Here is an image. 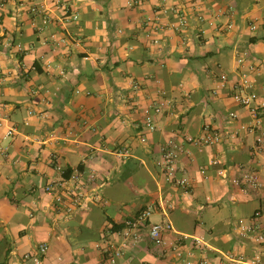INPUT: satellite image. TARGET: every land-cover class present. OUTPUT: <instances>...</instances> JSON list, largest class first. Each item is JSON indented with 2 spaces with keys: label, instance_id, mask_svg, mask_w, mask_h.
<instances>
[{
  "label": "crops",
  "instance_id": "1",
  "mask_svg": "<svg viewBox=\"0 0 264 264\" xmlns=\"http://www.w3.org/2000/svg\"><path fill=\"white\" fill-rule=\"evenodd\" d=\"M63 1L69 10L49 0L45 23L30 10L37 0H0V264L103 263L97 243L104 236L119 240L115 232L150 204V222L170 221L169 238L187 236L182 255L154 245L147 226L117 264H183L202 255L213 264L228 255L264 264V243L235 229L240 218L264 209V144L257 147L255 133L234 135L254 118L233 98L247 74L264 106V0ZM173 7L189 18L182 32L170 26L175 15L166 11ZM155 36L159 45L151 43ZM161 92L173 107L147 133L142 108ZM233 111L237 119L229 117ZM261 116L264 123V107ZM205 123L224 138L187 146L191 152L181 163L193 188L185 194L157 166L160 146L203 134ZM215 158L226 178L218 177ZM56 161L67 173L96 169L95 189L106 202L88 199L70 215L59 212L45 192L60 175ZM243 166L258 173V191L231 184ZM195 238L203 239L204 250ZM42 244L49 246L44 253Z\"/></svg>",
  "mask_w": 264,
  "mask_h": 264
},
{
  "label": "built area",
  "instance_id": "2",
  "mask_svg": "<svg viewBox=\"0 0 264 264\" xmlns=\"http://www.w3.org/2000/svg\"><path fill=\"white\" fill-rule=\"evenodd\" d=\"M56 6L69 10L67 2L63 0H53ZM31 12L34 15H42L45 23L50 22L49 12L51 7L49 6V0H37V2L31 6ZM166 12H171L175 15V20L170 23V26L175 30L182 32L183 29L189 24V18L179 8L173 7ZM203 14L199 17L202 18ZM73 20H77L79 15L74 13ZM157 25L155 28H159V21L156 20ZM156 23H153L154 25ZM147 25H151V20L147 22ZM151 25V26H152ZM150 27V26H148ZM228 28H232L233 24H229ZM252 30L258 28L256 21H253L250 25ZM151 43L153 45H159L160 39L158 37H151ZM222 81H227V75L221 76ZM135 90L141 89V84L135 82L133 84ZM254 82L249 75L244 74L240 80L239 85L234 88L233 98L241 106H244L250 110L254 123L247 124L241 123L234 135L239 133H255L256 145L261 148L264 144V123L261 116L263 104H259L258 93L253 89ZM173 100L167 97L163 92L160 96L152 100L151 103L144 106L143 125L148 132H154L157 128V117L164 114L167 110L173 107ZM229 117L231 119H237L238 114L236 112H230ZM5 119H0V126H4ZM203 134L194 136L185 134L182 138L172 137L164 142L160 146V156L156 161L164 179L167 183L179 187L185 194H190L193 188V181L189 175V170L182 165V157L184 154H190L188 145L195 147H202L206 145H214L220 143L224 135L211 123H205ZM147 133H143L140 137L142 142L147 141ZM14 134V127L8 126L6 130V136H12ZM211 164L217 168L216 173L220 178H226L228 176L227 168L222 165V161L215 158L211 161ZM55 168L59 172V177L49 180L45 185V192L53 196L54 203L59 212L66 215L74 213L81 208L88 199H92L95 202H104L105 200L96 191L99 172L92 169H75L66 176L67 169L64 168L57 161L54 163ZM201 174L207 178L209 177V170L206 166L200 167ZM231 184L236 186L242 192L258 191L261 188L260 177L258 173L250 167L243 166L240 168L239 173L231 177ZM106 202V201H105ZM171 207V206H170ZM155 211V205L150 204L143 210H141L136 216L128 219L125 222L123 229L115 232L119 235L120 239L113 240L104 236L100 240L96 247L101 251L104 261L100 264H117V260L129 253L138 245L142 238V229L149 226L148 235L150 240L157 247H164L176 253L182 255L181 245L185 235L178 234L175 238H169V233H175V228L170 221L150 222V218ZM264 225V209H257L253 215L248 218H240L237 221L235 229L242 236H249L258 243H264V231L262 230ZM195 244L200 249H205L204 241L202 238H195ZM48 244H42L40 246L41 252L48 250ZM183 264H213L207 255H202L196 262L191 258H183ZM219 264H242V261L235 258L232 255H228L222 259ZM251 264H261L259 261Z\"/></svg>",
  "mask_w": 264,
  "mask_h": 264
},
{
  "label": "trees",
  "instance_id": "3",
  "mask_svg": "<svg viewBox=\"0 0 264 264\" xmlns=\"http://www.w3.org/2000/svg\"><path fill=\"white\" fill-rule=\"evenodd\" d=\"M68 175H69V173H66V176H68ZM124 226H125V224L122 225V227L120 228V230L123 229ZM2 264H5V263H2Z\"/></svg>",
  "mask_w": 264,
  "mask_h": 264
}]
</instances>
